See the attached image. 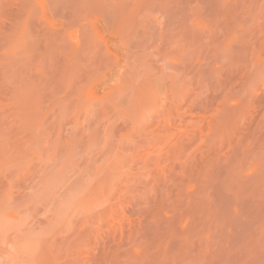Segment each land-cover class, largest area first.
I'll use <instances>...</instances> for the list:
<instances>
[{"label": "rangeland", "instance_id": "rangeland-1", "mask_svg": "<svg viewBox=\"0 0 264 264\" xmlns=\"http://www.w3.org/2000/svg\"><path fill=\"white\" fill-rule=\"evenodd\" d=\"M0 264H264V0H0Z\"/></svg>", "mask_w": 264, "mask_h": 264}]
</instances>
